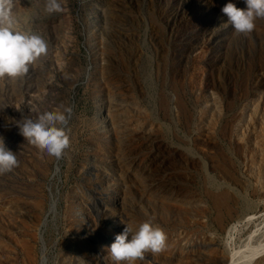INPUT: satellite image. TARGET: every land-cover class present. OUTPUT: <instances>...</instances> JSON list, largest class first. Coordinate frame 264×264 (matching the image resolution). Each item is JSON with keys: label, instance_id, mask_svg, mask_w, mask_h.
Listing matches in <instances>:
<instances>
[{"label": "rangeland", "instance_id": "rangeland-1", "mask_svg": "<svg viewBox=\"0 0 264 264\" xmlns=\"http://www.w3.org/2000/svg\"><path fill=\"white\" fill-rule=\"evenodd\" d=\"M229 2L247 8L63 0L49 15L16 0L15 30L48 54L0 79V137L19 161L0 174V264H115V236L148 219L166 247L135 264H241L264 242V19L238 34ZM61 107L71 147L56 159L15 121Z\"/></svg>", "mask_w": 264, "mask_h": 264}, {"label": "clouds", "instance_id": "clouds-1", "mask_svg": "<svg viewBox=\"0 0 264 264\" xmlns=\"http://www.w3.org/2000/svg\"><path fill=\"white\" fill-rule=\"evenodd\" d=\"M16 0H0V79H18L26 76L30 66L48 54V44L43 37L17 31L14 28ZM247 8L227 3L221 9L238 34L248 35L256 28L257 20L264 19V0H246ZM63 0H44V11L49 14L64 12ZM72 109L61 107L40 114L38 118L15 121L20 134L41 153L61 159L71 147L68 127ZM19 166L16 153L9 150L0 137V174L10 173ZM123 223V222H122ZM125 224V223H124ZM166 231L153 219L143 221L137 228L125 224L108 248L115 264H135L145 253L162 252L167 243Z\"/></svg>", "mask_w": 264, "mask_h": 264}, {"label": "bare ground", "instance_id": "bare-ground-1", "mask_svg": "<svg viewBox=\"0 0 264 264\" xmlns=\"http://www.w3.org/2000/svg\"><path fill=\"white\" fill-rule=\"evenodd\" d=\"M264 217V211L260 214ZM252 216H248L245 218H242L239 223L247 222L252 220ZM262 254H264V242L258 243L257 245H254L252 247H249L247 250V253L243 256V260L241 264H252L255 260H257ZM233 260L229 262V264H232Z\"/></svg>", "mask_w": 264, "mask_h": 264}]
</instances>
